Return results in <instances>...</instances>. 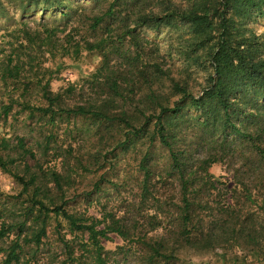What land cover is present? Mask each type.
Segmentation results:
<instances>
[{
	"label": "trees",
	"instance_id": "1",
	"mask_svg": "<svg viewBox=\"0 0 264 264\" xmlns=\"http://www.w3.org/2000/svg\"><path fill=\"white\" fill-rule=\"evenodd\" d=\"M65 1L26 0L27 8L38 3L54 8L63 24L48 26L41 18L19 22L8 32V53L0 59V83L8 100L1 107L4 121L15 105L27 113V124L35 116L44 120L51 129L38 146L42 155L52 150L58 122H67L65 132L71 137L90 131L77 129L79 119L91 121L97 135L123 125L121 147L135 138L149 142L140 164V204L156 191V183L165 185V179L176 183V201L153 197V214L141 223L152 232L161 229L152 237L136 234L135 218L128 223L125 217L97 219L69 212L67 194L82 157L68 145L66 171L44 169L23 138H2L0 170L20 191L5 199L0 193V264H39L36 256L48 237V223L59 218L70 235L87 237L81 246L91 248L92 264H106L101 240L109 234L128 242L135 237L140 264H166L183 249L264 253V34L249 26L253 16L264 19V0H88L74 7L62 6ZM174 23L187 34L179 54L201 62L206 71L199 96L172 78L167 93L160 89L168 75L159 49L139 33ZM83 53L96 54L99 66L84 84L68 83L53 91L55 58L76 60ZM187 106L197 115L183 113ZM155 144L166 150L169 164L165 178L157 175L152 186L149 156ZM99 156L87 154L86 161ZM217 163L234 169L230 203L219 200L221 189L210 174ZM9 200L13 202L6 206ZM163 204L170 213L165 223L159 213ZM57 234L66 251L60 264H77L72 242Z\"/></svg>",
	"mask_w": 264,
	"mask_h": 264
},
{
	"label": "rangeland",
	"instance_id": "2",
	"mask_svg": "<svg viewBox=\"0 0 264 264\" xmlns=\"http://www.w3.org/2000/svg\"><path fill=\"white\" fill-rule=\"evenodd\" d=\"M87 1L66 0L62 6L74 7L76 4L83 5ZM26 3V0H0V59L8 53L4 43L9 40V37H7L8 32L12 31L17 23L33 20L38 22L43 18V22L48 26L63 24L58 11L54 8L39 3L32 4L27 8ZM253 19L252 24L249 26L257 35L264 34V19L259 16H253ZM139 33L159 49L163 70L168 75V78L163 80L160 89L163 88V92L167 93V88L170 86L168 79L172 78L179 81L182 86H186L193 95H201V89L207 75L204 67L201 62L194 63L185 60L178 50L181 39L187 36L186 29L181 24L174 23L172 26L162 25L153 30L142 28ZM99 64L100 58L96 54L83 53L76 60L68 57H56L54 63L51 64L54 71L51 82L52 90L61 91L68 83L84 84L83 80L87 79ZM157 87V84H155L152 89ZM3 93L4 89L0 83V139L7 138L14 142L17 138H23L28 145L34 148L44 169L50 167L61 172L66 171L64 150L68 145L72 146L76 157H82L83 163L74 169V186L67 194L69 199L65 207L67 211L97 219H101L105 215H114L116 218L125 217L123 219H127L128 223L135 218L139 222L137 235L146 233L147 237H152L161 233V229L152 232L150 227L144 226L145 228H141V223L153 214V197L159 198L161 201H166L169 198H172L174 202L176 201L174 199L177 196V186L176 183H173V180L165 179V185L156 183V176H164L163 171L167 170L169 164L168 154L163 147L155 144L150 149L151 154L149 157L151 161L149 166L154 174L150 183L152 186L156 183V191L148 196L147 202L140 204V188L143 179L140 164L149 145L148 138L145 137L141 140L135 138L131 144L121 147L120 143L125 138L123 125L102 132L105 133L104 135H97L95 125L91 121L79 119L76 121L77 129H90V131L82 135L73 134L71 137L65 132L67 122L63 121L58 122L55 127V139L52 140L55 143L51 142L52 150L46 155H42L38 146L43 143V136L49 135L48 132L51 128L44 123V120L40 121L38 116L33 118L31 124H27V113L21 112V106L17 105L12 108L7 120L4 121L1 115V107L7 104L8 100ZM69 103L73 104L74 101L72 100ZM150 112L151 110H148L146 113ZM182 112L197 115L196 111L189 108V106L183 108ZM135 124L138 125L137 122ZM149 129H152V125ZM109 136H115V138H109ZM100 141L102 143L98 145ZM87 154L101 156L95 162H93V159L91 162L86 161ZM233 167L236 168L237 166ZM233 170L228 163H217L210 169L213 180L218 183V188L221 189L222 195L219 200L224 203L227 201L230 203L228 191L234 186L232 180ZM19 191L20 187L15 180L0 170L2 199L15 197ZM1 202L5 201L2 200ZM12 202V200H9L6 206H10ZM162 209L159 213L165 223V221L167 222L165 216L167 217L170 213L166 212L167 205L163 204ZM158 218H160L159 214ZM57 223H59L58 228H56ZM57 231L65 240L72 242L71 245L75 252L74 257H79V264L93 263L91 248L81 246V243H85L87 237L79 233L70 235L66 223L59 218L57 221L51 219L48 223V237L44 240V246L37 252L36 256L39 264H60L66 259V251L59 241ZM129 241L131 242L123 241L116 234H109L107 239H102L101 245L104 249L102 257L106 259V264H140L136 261L138 257H141V251H137L136 248V238L130 237ZM175 255L176 260L169 261L166 264H264L263 252L255 255L238 248H217L209 252L199 253L183 249L177 251ZM158 264L165 263L161 261Z\"/></svg>",
	"mask_w": 264,
	"mask_h": 264
}]
</instances>
